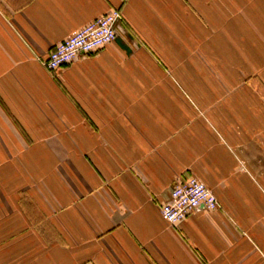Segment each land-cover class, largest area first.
Returning <instances> with one entry per match:
<instances>
[{"label":"crops","instance_id":"0c3cea01","mask_svg":"<svg viewBox=\"0 0 264 264\" xmlns=\"http://www.w3.org/2000/svg\"><path fill=\"white\" fill-rule=\"evenodd\" d=\"M192 177L220 209L171 224ZM0 264H264V0H0Z\"/></svg>","mask_w":264,"mask_h":264},{"label":"built area","instance_id":"2783aa9c","mask_svg":"<svg viewBox=\"0 0 264 264\" xmlns=\"http://www.w3.org/2000/svg\"><path fill=\"white\" fill-rule=\"evenodd\" d=\"M123 19L120 9H111L59 42L49 53L45 65L49 70L73 63L81 53H92L114 41ZM220 209L215 193L196 177L174 185L171 196L161 206V213L171 224H178L199 208Z\"/></svg>","mask_w":264,"mask_h":264}]
</instances>
